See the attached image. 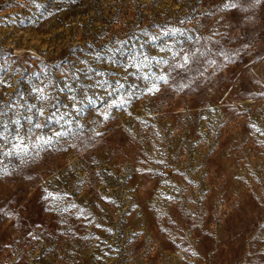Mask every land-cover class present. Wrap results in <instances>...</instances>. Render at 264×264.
<instances>
[{
  "label": "rangeland",
  "instance_id": "374dc122",
  "mask_svg": "<svg viewBox=\"0 0 264 264\" xmlns=\"http://www.w3.org/2000/svg\"><path fill=\"white\" fill-rule=\"evenodd\" d=\"M0 105V264H264V0H0Z\"/></svg>",
  "mask_w": 264,
  "mask_h": 264
},
{
  "label": "snow or ice",
  "instance_id": "6c2138e0",
  "mask_svg": "<svg viewBox=\"0 0 264 264\" xmlns=\"http://www.w3.org/2000/svg\"><path fill=\"white\" fill-rule=\"evenodd\" d=\"M235 7V5H229V4H225V7ZM177 30H170L168 32H165L164 35L165 36H169V35H175ZM153 39H157V37H153ZM162 51L165 50L164 48L161 49ZM168 51H171V48H167ZM179 55V52H174L173 53V57L175 58L176 56ZM145 59H148L147 57ZM183 61L184 64L179 65V67H184L185 64H187L188 62V56L185 55L183 57ZM157 63H167V61L161 60V61H157ZM131 66H137V65H131ZM143 66H147V65H143ZM139 67V66H137ZM145 79H147V77H145ZM159 81H163L164 83H167V78L166 76H160L158 77ZM106 83V82H105ZM119 87H123V85H118ZM45 87H47V85H45ZM158 90L157 84L153 83L152 87L148 89L149 92H154ZM69 91H71V89L69 88ZM33 92L37 93V99H39L40 101H46L48 100V96H46L44 94V88L42 87H36L33 89ZM72 101H73V109L77 112V114H80L81 109L77 108V104L83 103V101H78L76 96H72L71 97ZM92 99L90 97H88V103H92ZM124 104V101H121L120 106L122 107ZM3 107H7L6 105H0V116H3L5 113L2 111ZM35 107V105H29L27 106V109L29 111H31V109ZM53 107H55V105H53ZM38 113L40 116H44V109L40 108L38 109ZM68 113H64L62 115H60L58 118L56 117V113H52V115L48 116L46 119L47 121H52L55 120L56 123H60L61 121H64V123L66 124H70L71 121L69 120H65V116H67ZM104 118L107 119L108 118V114L105 113L104 114ZM25 119L29 120V122L31 121V117H25ZM13 124H15L16 127V131H15V136L14 139L17 141V143H14L12 145V149L13 150H18L20 153H24L27 154L28 151V146L27 144H25V139H28L29 141L31 140V135L33 134V128H41L44 127L45 125H41L40 123H36L35 125H32L31 127L28 128L27 133L22 134L21 133V128L23 127V125H21L20 120L16 119L14 121H12ZM0 126H2L4 128L5 131L8 130L7 128V124H4L2 121H0ZM61 127H63V125H61ZM67 135V132L64 131H58L55 132L52 136H49L47 138H44L43 136H38L37 137V144H34L33 147H38L39 144H46V145H51L53 142V138L54 137H61ZM0 139H5L4 137V133L0 132ZM13 151H8V152H2L0 153V155H12Z\"/></svg>",
  "mask_w": 264,
  "mask_h": 264
}]
</instances>
